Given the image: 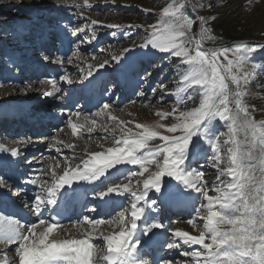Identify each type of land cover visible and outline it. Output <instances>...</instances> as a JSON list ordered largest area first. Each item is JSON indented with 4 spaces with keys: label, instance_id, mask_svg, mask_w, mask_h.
Masks as SVG:
<instances>
[{
    "label": "snow or ice",
    "instance_id": "1",
    "mask_svg": "<svg viewBox=\"0 0 264 264\" xmlns=\"http://www.w3.org/2000/svg\"><path fill=\"white\" fill-rule=\"evenodd\" d=\"M83 6L92 7L89 0H83ZM185 9L186 5L181 0H171L161 10L157 22L148 26L150 31L142 44L125 47L119 54L112 55L110 60L95 65L96 69H103L111 63L117 67L130 64L135 51L141 48H150L177 58L185 66L184 71L180 73L179 86L175 92L168 93L175 95L176 106L167 113L156 112L161 119L171 117L173 122H157L153 126L137 123L135 127L139 131L133 132L127 127L130 122L120 120L111 129L112 133L119 132L120 135L111 137L108 136L107 126H102L105 133L102 138H111L113 146L98 152H88L75 167L67 157L63 165L57 161L55 167L50 166L44 173L50 177V182L48 179L38 182L39 178L31 181L37 184L39 191L34 195V202L25 204V207H31L37 214V222L24 224L14 216L0 214V243L17 245L15 258L0 264H140L138 246H142V238L138 233L147 237L155 229L165 226L159 220L152 219L149 222L145 208L139 202L145 200L149 189L164 196L163 176L177 181L178 188L182 185L181 191L185 196L195 192L202 194L205 201L196 208L197 213H203L199 215V219L203 220L199 234L173 229V236L179 238L182 244L169 243L168 248L183 246L190 249L182 255L190 258L194 264H264V121H256L244 102V86L252 79V71L244 69L255 56L258 46L236 42L232 46L203 47L205 39H214L205 25L215 20V17H196L201 27L199 33L193 34L194 20ZM108 27L119 29L121 26L111 24ZM84 31V28H77L71 34L77 35ZM92 38H96L95 33ZM259 47L264 48V45ZM53 62L63 63L60 59ZM68 62H73L71 57ZM251 67L264 71V64L253 63ZM88 68L92 69L93 65L89 64ZM150 76L151 72H146L140 79L147 80ZM88 77L95 79L92 70L83 79L87 80ZM59 80L73 83L68 74L61 75ZM47 83L57 93L54 98L59 99L61 89L57 80L50 78ZM230 85H234L235 89ZM31 87L26 85V89ZM160 87L165 86L161 84ZM189 92L200 94L199 104L192 109L180 110L181 104L194 99V95H188ZM138 96L142 97L144 93ZM112 108V104L104 103L94 115H107L109 121L116 123L117 117L112 115ZM72 116L79 118L81 112L71 113L67 121V126L76 136L78 130L85 126L73 122ZM84 119L92 125L86 128L87 133L91 134L96 127V120L86 115ZM217 119L229 127L228 138L222 142L220 138L225 134L214 131L213 121ZM158 129H164L170 135H164ZM241 133L244 135L243 141L237 138ZM157 138L161 143L153 149L150 142ZM53 141H56V137H53ZM201 144L208 145L211 155L206 158L217 169L211 189L204 180V173L191 167L196 160L194 149ZM223 145H230L226 152L222 151ZM64 146L74 148L73 144ZM0 152L8 153L9 160L20 155L18 148L7 149L3 145H0ZM78 158L79 154L73 153L72 159ZM126 165L139 166L140 171L128 170ZM149 165H155L157 171L149 173ZM61 167L62 171L58 172L57 168ZM145 173L149 175L143 179V189L138 192L133 186V177H143ZM224 176L229 179L222 180ZM119 177H124L128 183L112 184L104 190L95 191L96 188H103L108 179ZM77 182L93 184L94 196L103 204L109 202L113 193H130L133 198L130 210L117 213L118 221L92 219L85 215L80 222L83 231L78 238L58 232L60 221L55 217L42 218V208L57 204V194L65 185L73 186L75 191ZM210 191L215 194L210 195ZM152 204L155 205L156 201L153 200ZM125 211L129 212L128 220ZM142 217L144 222L138 228L137 222ZM114 222L120 224L119 230L105 234L101 226ZM188 223L192 224L193 220L190 219ZM76 226L74 223L73 227ZM100 238L106 246V252L93 243ZM9 250H4L5 255Z\"/></svg>",
    "mask_w": 264,
    "mask_h": 264
},
{
    "label": "rangeland",
    "instance_id": "2",
    "mask_svg": "<svg viewBox=\"0 0 264 264\" xmlns=\"http://www.w3.org/2000/svg\"><path fill=\"white\" fill-rule=\"evenodd\" d=\"M170 2L171 0H89L92 7L85 8L83 0H0V145L7 149L18 148L20 155L11 160L12 164L23 166L24 170L20 171L21 167H19L18 171L20 173L24 171L26 174L24 183H32L35 175H38V182H43L45 179L50 182V177L45 176L44 173L50 166L55 167L57 161L63 165L67 157L75 167L80 164V160L88 152L100 151L105 147L113 146L114 142L111 138H102L105 135L102 126H107L108 136L111 137L120 135L119 132H111V129L116 127L120 120L130 122L127 127H130L133 132L139 131L135 127L137 123L153 126L157 122L163 124L173 122L171 117L161 119L156 115V112L167 113L176 106L175 95L168 93L175 92L176 87L179 86L180 73L184 71L185 66L181 65L177 58L165 56V54L150 48H141L135 51V57L130 64L117 67L115 63H111L103 69L95 68L96 64L110 60L112 55L119 54L123 48L130 47L132 44H142L150 31L148 26L157 22L158 17L162 14L161 10ZM181 2L185 3L186 12L191 14L194 20L191 30L193 34L199 33L201 27L199 20L195 19L196 17H215V20L209 21L205 25L210 29L209 35L214 39H205L203 47L232 46L236 42H247L249 45L258 46L255 56L244 69L252 71V79L244 86L246 92L244 102L256 121H264V71L251 67L253 63L264 64V48L259 47L264 45V0H181ZM92 21L97 23L92 24ZM111 24H119L121 27L112 29L108 27ZM77 28H84L85 31L72 35V31ZM93 33H95V39L92 38ZM69 57L72 58V63L68 62ZM57 59L62 60L63 63H54L53 61ZM221 60H223L222 57ZM89 64L93 65L92 69L88 68ZM177 65L180 67L178 68ZM89 70H92L94 75L95 72L103 70L108 74V77L110 74V76L118 74L124 78L125 85L120 86L110 80L109 88L106 90L108 97L106 103L113 105L112 115L117 117L116 123L109 121L107 115H94L101 107L94 111H87L85 98L82 102V98H80L76 104H73L75 109L72 111L70 109L67 111V108H64L63 104L72 91L79 92L82 90V84H86L92 79V77H88L87 80L83 79ZM146 72H151L150 78L141 80L140 77ZM64 74H68L73 83L60 81L59 77ZM50 78H55L58 82L61 89L58 94L59 99L54 98L57 93L54 92L53 86L50 89L52 94H48L46 86L49 85L47 80ZM117 78L115 77V79ZM99 82L102 84L103 81L99 80L98 84L94 86L99 87ZM161 84L165 87L161 88ZM26 85H32L31 89H26ZM230 86L233 90L235 89L234 85ZM132 89H134L133 93L129 94ZM153 89L156 91L153 92ZM141 92L144 93L142 97L138 96ZM188 95H194V99L181 104L180 110L198 106L200 94L189 92ZM76 111L81 112V117L86 115L96 120V127L91 134L87 133L86 128L92 125L86 121H82L85 127L78 130V135L72 134L71 128L67 126V121L71 113ZM41 113L42 115L55 116L61 120V123L52 129L45 138L39 134L31 137L15 136L14 129L18 131L16 125L20 118H25L28 115L36 118ZM57 114L60 116H56ZM213 124L217 134H225L221 136V142L227 139L228 124L218 119L213 121ZM158 130L164 135H170L164 129ZM53 137H56V141H53ZM237 138L243 141V133L239 134ZM159 143L161 141L157 138L150 142V147L154 149ZM66 144H73L74 148H66L64 146ZM229 146L223 145L222 151L226 152ZM194 151L196 160L191 167L204 173V180L211 189L212 182L216 180L217 175V169L212 167L211 161L206 158L211 155V150L207 144H201ZM73 153H78L79 158L72 159ZM2 164L0 163V165ZM201 165L204 167L201 168ZM125 167L134 172L140 171L139 166L126 165ZM148 167L149 173L157 171L155 165ZM57 171H62V167L57 168ZM149 173H145L143 177H133V186L138 192L143 189L142 181L147 178ZM7 174L6 170L1 172L0 169V179L3 175L7 177ZM221 179L227 181L229 178L224 176ZM161 181L164 196L155 193L154 189H149L145 200L139 202L145 208L149 222L155 219L165 226L163 228L165 237L161 243L160 259L157 264H194L190 258L182 255L184 251L190 249L183 246L170 249L167 245L169 243L182 244L179 238L173 236L171 231L173 229H180L192 235L199 234L203 228V220L199 219V215L203 213H197L196 208L205 201L202 194L195 192L185 196L181 191L183 186L180 185L178 188L177 181L170 177L163 176ZM8 182L9 180L7 181L6 178L0 181V189H3L2 192L0 191V195L7 192L11 196L17 195V190ZM119 183H128V180L124 177L108 179L104 187L98 188V191ZM32 191L29 197H34L39 189L38 191L36 189L34 194ZM209 194L214 195L215 193L210 191ZM25 195L27 196V194ZM120 195L124 204L122 203V206L113 214L108 217L99 215L97 217L96 211H94L87 216L92 219L103 218L106 221H118L117 213L126 209L130 210V202L133 199L128 192ZM24 196H21L22 200H24ZM181 197L185 198L187 203L182 202ZM179 198H181L182 204L185 203V207H187L182 210L187 211H180L184 204H177L180 201ZM170 199L173 202L178 200L177 205L167 206L170 205ZM153 200L156 201L155 205L152 204ZM28 213H30V209ZM125 218L126 220L130 219L128 211H125ZM190 219L193 220L192 224L188 223ZM80 222L76 223L77 226L73 228H82ZM143 222L144 218L142 217L137 223L141 227ZM73 224L63 225L60 230L72 227ZM101 227L105 234H108L119 230L120 224L114 222ZM158 230L155 229L154 233ZM139 235L143 242L146 237L142 233ZM151 235L149 234V236ZM93 243L106 252L102 238L94 240ZM5 244L0 243V246ZM16 246L6 248L10 249L7 254L12 255L13 259L15 258L13 255H16ZM2 255L3 253H0V259ZM139 260L142 262L140 264H153L152 259L151 261L146 258L145 250L140 252Z\"/></svg>",
    "mask_w": 264,
    "mask_h": 264
},
{
    "label": "bare ground",
    "instance_id": "3",
    "mask_svg": "<svg viewBox=\"0 0 264 264\" xmlns=\"http://www.w3.org/2000/svg\"><path fill=\"white\" fill-rule=\"evenodd\" d=\"M124 70V69H123ZM98 72V75L96 74ZM97 72H95V79H91L88 83H86V84H84V88L85 87H87L86 88V90H84V91H88V90H90L88 87H90V86H92V83H93V81H95L96 79H97V77L102 73V74H104V73H106L105 71H103V70H101V71H97ZM122 78L123 77H121V83H123L124 81H122ZM52 85L51 84H49V85H47L46 87V89H47V91L49 92V93H52V91L50 90V89H52V87H51ZM54 92L56 93V91L54 90ZM89 119H91V117H88ZM72 119H73V122H75V123H80V124H82L83 122L82 121H85V119H84V117H79V118H77V117H75V116H72ZM94 119V118H93ZM22 144V143H21ZM109 147V146H108ZM105 148H107V147H105ZM102 150H104V148L103 149H101L100 151H102ZM94 152H98V151H94ZM4 159V160H3ZM9 159H8V153H6V152H0V163H6V161H8ZM55 163V162H54ZM21 170H24V169H20V171ZM34 185V184H33ZM32 185V186H33ZM38 187H35V185H34V188H33V191H32V194H34V192L36 191V189H37ZM79 189H83V190H92L93 189V184H90V183H87V182H77V184H76V187H75V192L76 193H78V192H82V191H78L77 192V190H79ZM74 191L73 190V186H69V185H65L64 186V188H61L60 190H59V192H66V191ZM25 194H27V197H29V196H31V190L30 189H27V188H25L23 191H21L20 193H19V195H17V201H22V197L21 196H24ZM62 195V194H61ZM119 198H120V194L118 195V194H116V193H113V194H111V199L109 200V202L107 203V204H111L112 203V200H118L119 201ZM182 198V202L184 201V202H186L185 201V198H183V197H181ZM181 198H179V200L181 199ZM19 199V200H18ZM58 200V199H57ZM96 200L98 201V198L96 197ZM175 201V200H174ZM181 201V200H180ZM98 203H99V201H98ZM119 203V202H118ZM187 203V202H186ZM19 204H20V202H19ZM107 204H103V203H100V205H102V207H104V206H107ZM184 204V208L186 209L187 207H185V203H183ZM187 206V205H186ZM183 208V209H184ZM33 213H34V211H33V209L32 208H30V213H28L27 214V218L28 219H33V218H35V216L33 215ZM37 221V220H36ZM34 222H35V220H34ZM22 223V222H21ZM61 229V228H60ZM57 230L58 232H61L62 234H64V235H68V236H76L77 238L79 237V235H80V233L83 231V228H80V227H77V228H73V226L72 227H69V228H65L64 230ZM164 234H156V235H154V236H152V240H154V241H157V240H160V238H162V236H163ZM13 246H15V245H8V244H6V245H3V246H0V253H3V255H2V258L0 259V262H3L4 260H13V257H12V255H9V254H7L6 253V255H5V252H4V250L6 249V248H10V247H13ZM13 256H15V255H13Z\"/></svg>",
    "mask_w": 264,
    "mask_h": 264
}]
</instances>
